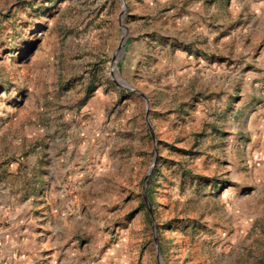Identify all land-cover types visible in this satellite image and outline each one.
Listing matches in <instances>:
<instances>
[{
	"label": "rangeland",
	"instance_id": "rangeland-1",
	"mask_svg": "<svg viewBox=\"0 0 264 264\" xmlns=\"http://www.w3.org/2000/svg\"><path fill=\"white\" fill-rule=\"evenodd\" d=\"M125 2L0 0V264H264V0Z\"/></svg>",
	"mask_w": 264,
	"mask_h": 264
},
{
	"label": "water",
	"instance_id": "water-1",
	"mask_svg": "<svg viewBox=\"0 0 264 264\" xmlns=\"http://www.w3.org/2000/svg\"><path fill=\"white\" fill-rule=\"evenodd\" d=\"M123 3H124V5L126 6V2H125V0H123ZM123 14H124V12L120 15V21H122ZM155 159H156V158H155ZM147 181H148V176H147L146 179H145V182H144V188H145L146 185H147ZM160 262H161V261H160ZM161 264H163V263L161 262Z\"/></svg>",
	"mask_w": 264,
	"mask_h": 264
},
{
	"label": "crops",
	"instance_id": "crops-1",
	"mask_svg": "<svg viewBox=\"0 0 264 264\" xmlns=\"http://www.w3.org/2000/svg\"><path fill=\"white\" fill-rule=\"evenodd\" d=\"M261 65L264 66V60L261 62ZM262 77H264V75H263V76H260L259 78H262ZM263 80H264V79H263ZM257 90H259V88H258ZM259 93H260V92H259Z\"/></svg>",
	"mask_w": 264,
	"mask_h": 264
}]
</instances>
